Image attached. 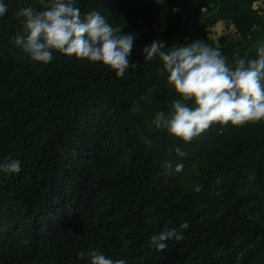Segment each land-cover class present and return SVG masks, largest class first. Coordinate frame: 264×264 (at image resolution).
<instances>
[{"label": "trees", "instance_id": "obj_1", "mask_svg": "<svg viewBox=\"0 0 264 264\" xmlns=\"http://www.w3.org/2000/svg\"><path fill=\"white\" fill-rule=\"evenodd\" d=\"M3 2L0 163L21 170L0 171V264H90L78 253L97 248L126 264H264V121L170 137L152 120L178 97L159 58L142 53L154 40H203L230 66L237 53L255 58L264 0H75L82 16L96 11L135 37L122 78L56 51L33 61L13 43L15 13L39 0ZM184 222L182 240L150 246Z\"/></svg>", "mask_w": 264, "mask_h": 264}, {"label": "clouds", "instance_id": "obj_2", "mask_svg": "<svg viewBox=\"0 0 264 264\" xmlns=\"http://www.w3.org/2000/svg\"><path fill=\"white\" fill-rule=\"evenodd\" d=\"M39 4V10L26 6L15 13L20 18L22 31L14 35L13 43L33 61L50 63L56 51L77 60L100 62L119 78L136 66L129 59L135 40L133 34L113 27L96 11L82 16L75 0H39ZM7 11L8 6L0 0V17ZM142 53L145 61L159 58L167 73V85L178 97L167 112H158L152 120L156 129L166 130L170 137L188 143L213 124L241 127L264 121V46H257L255 58L245 59L235 54L234 66L228 64L219 49L203 40L170 48L154 40ZM145 143L150 145L151 141ZM172 151L170 148L169 153ZM174 151L177 156L186 155L179 147ZM165 167L171 168V162L166 161ZM182 169V164L175 167L176 172ZM20 170L19 160L0 163V171L18 173ZM195 190L199 192L201 188ZM17 222L23 223V214ZM188 227L187 222L179 229L165 227L151 237L150 246L163 251L167 241L182 240L183 230ZM123 243L128 247L127 240ZM27 257L28 253L17 260ZM78 257H87L90 264H126L124 259L106 257L98 248L81 251Z\"/></svg>", "mask_w": 264, "mask_h": 264}, {"label": "built area", "instance_id": "obj_3", "mask_svg": "<svg viewBox=\"0 0 264 264\" xmlns=\"http://www.w3.org/2000/svg\"><path fill=\"white\" fill-rule=\"evenodd\" d=\"M262 14H264V5H263V7H262V12H261Z\"/></svg>", "mask_w": 264, "mask_h": 264}]
</instances>
